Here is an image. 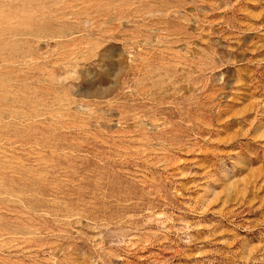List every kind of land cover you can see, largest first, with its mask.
<instances>
[{
  "label": "rangeland",
  "instance_id": "rangeland-1",
  "mask_svg": "<svg viewBox=\"0 0 264 264\" xmlns=\"http://www.w3.org/2000/svg\"><path fill=\"white\" fill-rule=\"evenodd\" d=\"M0 264H264V0H0Z\"/></svg>",
  "mask_w": 264,
  "mask_h": 264
}]
</instances>
